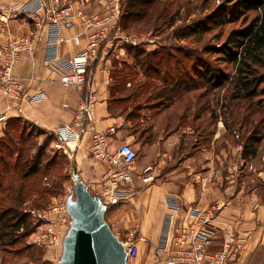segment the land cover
<instances>
[{
  "label": "crops",
  "instance_id": "1",
  "mask_svg": "<svg viewBox=\"0 0 264 264\" xmlns=\"http://www.w3.org/2000/svg\"><path fill=\"white\" fill-rule=\"evenodd\" d=\"M105 2L89 0L86 10L91 15H105ZM122 4L123 0H118L117 18L87 60L82 89L63 85L58 73L47 65L46 37L42 34L33 59L22 58L14 69L25 97L20 104L15 102L5 110L0 91V113L6 111L7 120L20 118L47 135H55L63 124L75 118L81 101L91 102V114L84 120L79 140L74 145L63 142L68 149L70 145L74 166L92 193L102 191L109 167L94 159L89 151L93 132L105 134L110 149L123 142L134 146L137 157L130 168L131 179L119 186L133 194L127 202L107 204L106 211L107 222L117 236L136 231L137 238L143 237L138 240L137 262H150L168 217L175 218L177 223H191L195 218L190 215V208H198L208 212L206 216L211 222L224 229L232 227L242 238L239 254L229 264H261L264 257V201L254 191L247 194L234 184L229 164L231 158L226 148L218 154L215 149L217 135L215 121L209 118V104H201L199 95L193 98L195 91L192 88H181L167 99L164 84L156 82V88L144 86L148 78L139 70L134 72L131 81L119 76L121 65L134 64L133 59L127 57L128 51L138 45L119 25ZM33 30V23L25 17L10 18L0 26V42L7 35L18 37ZM82 31L77 19L65 23L58 53L66 57L83 53L92 30ZM156 47L148 46L146 51L152 52ZM33 96L37 99L29 100ZM241 159L242 163L249 160ZM221 160L224 166L217 167ZM170 196L182 200L181 211L173 213L168 207ZM33 214L34 210L30 214L34 220ZM221 238L222 231L211 243V250L219 249Z\"/></svg>",
  "mask_w": 264,
  "mask_h": 264
},
{
  "label": "rangeland",
  "instance_id": "2",
  "mask_svg": "<svg viewBox=\"0 0 264 264\" xmlns=\"http://www.w3.org/2000/svg\"><path fill=\"white\" fill-rule=\"evenodd\" d=\"M242 1L161 0L160 9L164 7L167 9V13L169 12L167 17L154 15L155 19L150 23L137 22L125 34L145 51L148 46L156 45L157 47L154 49L157 50L161 45H174L172 43H176V41L182 42L184 47L196 48V50L188 48L190 51H196L188 58L169 60L171 64L168 65V68L174 72L176 69L174 63L181 62L179 67L182 68V73L192 77V79H188V82L197 88L193 98L200 95V103L206 106L209 104V109L213 112L210 113L211 115L209 114V118L215 121L217 135L215 149L218 154L223 148H226L231 158L229 164L230 168L232 167L231 178L234 180V184L237 187H242L247 194L254 191L257 197L264 201V94L259 92L251 100H244L233 92L229 80L220 87L212 88V81L219 78L220 72L230 73L232 71L231 64L224 62V54L218 51L217 47L222 44L231 45L230 41L234 34L263 9L259 7L258 9L242 8L240 10ZM171 17L175 18L172 25H170ZM202 25L206 26L201 35L199 32L184 34L188 27ZM151 41L155 42V45ZM213 47H216V52ZM201 63L206 66L200 74L196 72V67ZM120 72L119 76L122 75L130 81L134 75V71L129 66L121 65ZM257 75L259 78L264 77V60L257 66ZM207 77L212 81H207ZM153 85L154 83L150 86ZM263 88L264 82H261L258 90L261 91ZM8 121L9 119L5 122L4 127H7ZM21 123L25 134L24 140H27L26 134L29 135L30 140L35 143V147L43 145L46 153L45 158L41 161L38 174L29 178L33 186L31 191L35 190L36 194L26 198L21 205V208L30 214L34 210L35 219L33 221L36 224L32 230L34 234H28L24 240V248L23 245H19L17 248H14L15 246L4 247L3 242L0 241V264H57L62 250V237L68 228L65 202L67 196L73 192L71 171L75 166L70 156V150L65 147L59 137L52 134L47 135L30 122L21 120ZM250 136L259 138V142L251 146V149L255 150L256 156L254 159L249 156L248 162L242 163L241 154L245 151V139ZM48 142L50 145L47 147ZM27 144L28 141H22L18 134L10 135L9 132L6 134L4 132L0 136V148L5 160L0 162L12 166L14 159H11L10 155L14 156L12 153L16 152L17 148L22 149L21 145ZM48 157L54 158V161L46 167L45 159ZM222 161L218 162L217 167L224 166ZM1 163L0 169L2 168ZM48 163H51V160H48ZM11 172L9 171V173ZM93 194L97 195V193ZM123 201L127 202L128 199ZM104 217L107 221V211ZM36 235L39 236L37 239ZM118 238H123L121 233Z\"/></svg>",
  "mask_w": 264,
  "mask_h": 264
},
{
  "label": "built area",
  "instance_id": "3",
  "mask_svg": "<svg viewBox=\"0 0 264 264\" xmlns=\"http://www.w3.org/2000/svg\"><path fill=\"white\" fill-rule=\"evenodd\" d=\"M113 1L106 0L104 3L105 15H91L86 10L89 0H23L9 3L0 1V26L7 23L8 19L18 16L30 20L34 26V30L28 35H7L6 39L0 42V91L6 104L5 110L11 108L15 102L20 104L25 97L21 94V81L14 74V69L22 58L33 59L42 34L46 37L47 65L58 73L59 81L63 85L82 89L86 79L87 60L95 53L100 39L117 18L118 0ZM75 19L81 23L82 32L90 29L92 31L87 49L75 57H66L58 53V45L62 40L61 29L65 23ZM36 99V96L29 98L31 101ZM91 107V102L81 101L75 118L58 129L57 135L64 142L74 145L79 140L81 127L85 118L89 119ZM6 120V111H3L0 113V135ZM68 147L71 149L70 145ZM89 151L98 162L109 166L105 172L107 182L97 195L106 205L128 199L133 192L121 190L119 186L121 182L131 179L130 168L137 157L134 146L123 142L110 149L106 135L95 130L90 139ZM167 205L173 213L181 211L184 207L182 200L172 196L167 199ZM65 212L69 223L66 202ZM207 213L198 208H190V215L195 218L191 223H177L175 218L168 217L152 258L147 263L136 260L139 254L138 240L143 237L137 238L136 231L129 232L130 234L119 239L127 251L128 264H229L238 256L242 238L232 227L224 229L211 222L206 216ZM220 231V247L211 250L210 245ZM37 237L39 236L36 235V239ZM261 264H264V257Z\"/></svg>",
  "mask_w": 264,
  "mask_h": 264
},
{
  "label": "trees",
  "instance_id": "4",
  "mask_svg": "<svg viewBox=\"0 0 264 264\" xmlns=\"http://www.w3.org/2000/svg\"><path fill=\"white\" fill-rule=\"evenodd\" d=\"M160 5L161 0H156L155 2L154 0H123L121 6L122 14L119 20L121 29L126 32L137 22L148 24V22L150 23L151 20L155 19L154 15H157V17L165 15L167 17L169 12L167 13V9H164L165 7L160 9ZM259 7L263 9L234 34L230 41L231 45L222 44L217 47V50L224 54V62L231 64L232 71L230 73L220 72L219 78L213 81L209 77L206 78L207 81H212V88L220 87L224 85L225 81L229 80L233 87V92L236 93L237 97L244 100H251L259 92L264 94V88L261 91L258 90L261 82H264V77L259 78L257 75V66L262 64L264 60V0H256L254 2L243 0L240 10L242 8L247 10L258 9ZM228 17L230 18V16ZM174 21L175 18L171 17L170 25ZM205 26L188 27L184 34L188 35L199 32L201 35ZM176 43H172L174 45L169 46L162 45L152 52L145 51V49H142L138 45L132 46L128 51L134 63L129 67L134 72L136 70L141 71L142 75L148 78L143 83L144 86L156 88L158 87L156 82L163 83L164 88L168 91L167 99L173 97L181 88H192L194 91L197 89L188 82V79H192V77L182 73V68L179 67L181 62L177 61L174 63L176 66L174 72H171L170 68H168L171 60L188 58L192 56V53L196 52L188 50V48L196 50L195 47H184L183 43ZM213 49L216 52V47H213ZM205 66L204 63H201V65L196 67V72L201 74ZM206 68L208 69V67ZM175 76L178 78L176 79ZM153 83L154 85L150 86ZM198 98L201 99V96L199 95ZM210 113L212 114L213 112L210 110ZM21 124L20 118H10L7 122V127H4L2 131V134L4 132L5 134L9 132L10 135L18 134V137L22 141H28L27 145H21L23 146L22 149L17 148L16 152L12 153L14 156L10 155L11 159H14L12 166H9L7 163H1L2 161L4 162L5 158L0 148V163L2 165L0 169V241L3 242L4 247L15 246L14 248H17L19 245H23V248L25 247L24 240L32 232L34 224H36L31 218L30 213L25 212L21 208V205L26 198L36 194L35 190L31 191L33 186L29 178L38 174L41 161L46 155L44 146L38 145V147H35V143L30 140L29 135L26 134L27 140H24L25 134ZM55 135L61 139L60 136ZM61 141L63 140L61 139ZM49 142L46 144L47 147L50 145ZM258 142L259 138L255 136L246 138L244 143L245 151L242 152L241 157L247 159L249 156H252L254 158L256 153L254 149H251V146L253 144L256 145ZM45 160L47 162L45 166L47 167L53 163L54 158L48 157ZM48 160H51V163H48ZM9 171L12 172L9 173Z\"/></svg>",
  "mask_w": 264,
  "mask_h": 264
},
{
  "label": "water",
  "instance_id": "5",
  "mask_svg": "<svg viewBox=\"0 0 264 264\" xmlns=\"http://www.w3.org/2000/svg\"><path fill=\"white\" fill-rule=\"evenodd\" d=\"M71 173L73 192L66 198L70 219L57 264H128L124 245L105 220L106 203L90 192L75 167Z\"/></svg>",
  "mask_w": 264,
  "mask_h": 264
}]
</instances>
